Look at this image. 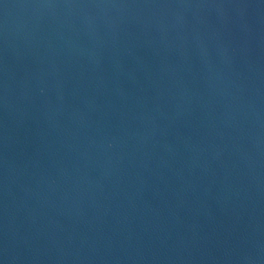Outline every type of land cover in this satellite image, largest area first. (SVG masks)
<instances>
[{"label":"water","instance_id":"95a60500","mask_svg":"<svg viewBox=\"0 0 264 264\" xmlns=\"http://www.w3.org/2000/svg\"><path fill=\"white\" fill-rule=\"evenodd\" d=\"M0 264H264V0H0Z\"/></svg>","mask_w":264,"mask_h":264}]
</instances>
